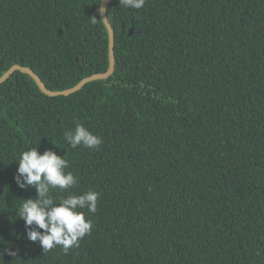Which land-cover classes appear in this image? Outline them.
Instances as JSON below:
<instances>
[{"label":"trees","instance_id":"obj_1","mask_svg":"<svg viewBox=\"0 0 264 264\" xmlns=\"http://www.w3.org/2000/svg\"><path fill=\"white\" fill-rule=\"evenodd\" d=\"M101 4L0 0V77L20 64L63 90L105 72ZM106 12L109 77L57 96L20 70L0 84V264H264V0H109ZM77 122L103 143L72 148ZM32 146L77 177L54 196L100 193L68 253L43 251L17 215L36 196L14 179Z\"/></svg>","mask_w":264,"mask_h":264},{"label":"clouds","instance_id":"obj_2","mask_svg":"<svg viewBox=\"0 0 264 264\" xmlns=\"http://www.w3.org/2000/svg\"><path fill=\"white\" fill-rule=\"evenodd\" d=\"M146 0H119L127 9H141ZM103 10H101L102 12ZM91 22H97L95 15ZM64 139L72 148L83 145L98 148L102 137L93 133L82 122L67 130ZM15 181L20 188L35 187V198L23 200L17 209L18 217L25 222L27 238L39 241L43 251L59 246L65 253L79 247L80 240L91 232L92 220L85 212L95 213L100 193L87 190L82 193L69 192L67 196L52 194L53 190L63 193L77 186V177L68 171V161L52 149L42 153L37 147H30L20 154ZM43 230V231H41ZM10 254L15 255L14 252Z\"/></svg>","mask_w":264,"mask_h":264},{"label":"water","instance_id":"obj_3","mask_svg":"<svg viewBox=\"0 0 264 264\" xmlns=\"http://www.w3.org/2000/svg\"><path fill=\"white\" fill-rule=\"evenodd\" d=\"M108 2L109 0H102V4H101V10H103L101 12V15H102L103 21L109 33V61H110V64H109V68L105 72H100V73L87 76L83 78L82 80H80L75 86L71 88H67L63 90H51L47 88L42 78L32 68L23 66L20 64H14L8 71H6L0 77V84L3 83L6 79H8L15 71L20 70L22 72H26L30 74L44 93H46L49 96H57V95H69L79 90L80 88H82L89 81L109 77L113 73L114 67H115V47H114L115 42H114V29L108 19L107 12H106ZM132 32H133V29L130 30V33Z\"/></svg>","mask_w":264,"mask_h":264}]
</instances>
